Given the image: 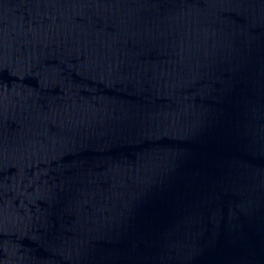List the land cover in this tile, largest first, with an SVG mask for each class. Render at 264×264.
Instances as JSON below:
<instances>
[{
  "label": "water",
  "instance_id": "1",
  "mask_svg": "<svg viewBox=\"0 0 264 264\" xmlns=\"http://www.w3.org/2000/svg\"><path fill=\"white\" fill-rule=\"evenodd\" d=\"M0 264H264V0H0Z\"/></svg>",
  "mask_w": 264,
  "mask_h": 264
}]
</instances>
